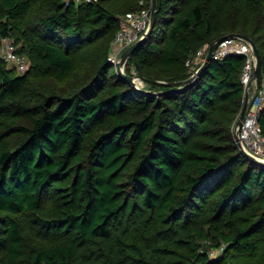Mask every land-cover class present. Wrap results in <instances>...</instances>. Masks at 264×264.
Segmentation results:
<instances>
[{
  "label": "trees",
  "instance_id": "1",
  "mask_svg": "<svg viewBox=\"0 0 264 264\" xmlns=\"http://www.w3.org/2000/svg\"><path fill=\"white\" fill-rule=\"evenodd\" d=\"M157 1L126 63L139 91L109 57L120 18L151 0H0V35L32 60L24 75L0 60V264H264V166L232 137L244 58L180 90L148 81L190 78L189 58L237 33L259 88L264 0Z\"/></svg>",
  "mask_w": 264,
  "mask_h": 264
},
{
  "label": "built area",
  "instance_id": "2",
  "mask_svg": "<svg viewBox=\"0 0 264 264\" xmlns=\"http://www.w3.org/2000/svg\"><path fill=\"white\" fill-rule=\"evenodd\" d=\"M95 0H64L66 4L78 5L86 2L90 3ZM150 22V8L141 9L140 11L127 12L119 21V29L113 41V48L115 50V61H119L120 54L131 44L139 40L146 33ZM18 45L14 43L13 38L9 36L0 35V60H2L7 69H15L18 75H24L29 71L28 58L18 53ZM208 46H203L194 55L186 61V65L193 70L195 74L198 67L204 61V56ZM228 55H238L244 58V64L240 75L241 83L245 90L246 86L250 84L252 88H256L255 92L248 100L245 116L241 127L238 129V136L242 148L253 157L264 161V134L259 123V115L264 106V84L259 88L255 86V79L253 78L256 60L253 54L252 46L249 42L241 38H230L222 41L214 51L213 58L224 59ZM118 56V57H117ZM194 64L191 66V64ZM200 64V65H199ZM198 65L197 67H194ZM133 75L136 71L132 70ZM136 77V81H141ZM234 126L232 127L233 132ZM223 247L219 249H212L209 252L210 257L221 253Z\"/></svg>",
  "mask_w": 264,
  "mask_h": 264
},
{
  "label": "water",
  "instance_id": "3",
  "mask_svg": "<svg viewBox=\"0 0 264 264\" xmlns=\"http://www.w3.org/2000/svg\"><path fill=\"white\" fill-rule=\"evenodd\" d=\"M157 8H158V1L157 0H151V7H150V22H149V26L148 29L146 31V33L144 34L143 37H141L139 40H137L136 42H134L133 44H131L130 46H128L121 54H120V59L119 61L115 64L116 66V71L117 74L123 78L125 81H127V83L137 89V90H141L143 91L142 86H138L136 84V77L133 75H128L124 72L123 68L125 66V64L127 63V61L129 60L130 56L132 55V53L135 51V49L140 46L141 44H143L148 37L150 36L153 26L155 24L156 21V14H157ZM230 38H241L247 42H249L252 46V50H253V54L255 56V60H256V65H255V70H254V74H253V78L255 79V86L258 87L259 84L262 81V70H261V60H260V54H259V50L255 44V42L248 37L247 35L244 34H237V33H231V34H227L224 36H221L215 40H213L207 47L205 56H204V61L203 63L200 65V67L197 69L196 73L194 75H192L190 78L183 80V81H177V82H165V81H160V80H148L150 83L152 84H157V85H164V86H177L179 87L177 90L183 89L185 88V86L187 84H189L191 81H193L194 79H196L197 77L201 76L202 73L204 72V70L207 68L208 62L213 59V54L215 49L217 48V46L224 40L226 39H230ZM138 79H140L142 82L145 81L144 78L138 77ZM251 86L250 84L246 86L245 90H244V103L242 106V109L238 115V118L234 124V129L232 132V137L233 140L237 146V148L239 149V152L250 162H253L255 164L264 166V161H261L255 157H253L252 155H250L249 153H247L241 145L239 136H238V129L241 127L242 121L244 119L245 116V112H246V108L248 105V100H249V90H250ZM147 93V92H146Z\"/></svg>",
  "mask_w": 264,
  "mask_h": 264
},
{
  "label": "rangeland",
  "instance_id": "4",
  "mask_svg": "<svg viewBox=\"0 0 264 264\" xmlns=\"http://www.w3.org/2000/svg\"><path fill=\"white\" fill-rule=\"evenodd\" d=\"M14 40V39H13ZM14 43H15V41H14ZM20 45V44H19ZM111 56H112V61H115V59H116V57H115V50L114 49H112V51H111V54H110ZM27 56V58H28V62H29V70H30V68H31V65H32V60H31V58L28 56V55H26ZM118 57V56H117ZM119 59H120V56H119ZM117 63V62H116ZM203 63V62H202ZM113 64V63H112ZM115 64V63H114ZM192 65H194L193 63L191 64V66ZM200 65V64H199ZM200 67V66H199ZM198 67V68H199ZM123 70H124V72L126 71V64H125V66H124V68H123ZM142 82V81H141ZM136 84L138 85V86H142L143 85V83H140L139 81H136Z\"/></svg>",
  "mask_w": 264,
  "mask_h": 264
},
{
  "label": "crops",
  "instance_id": "5",
  "mask_svg": "<svg viewBox=\"0 0 264 264\" xmlns=\"http://www.w3.org/2000/svg\"><path fill=\"white\" fill-rule=\"evenodd\" d=\"M256 88H251L250 91H251V94H253L255 92Z\"/></svg>",
  "mask_w": 264,
  "mask_h": 264
},
{
  "label": "clouds",
  "instance_id": "6",
  "mask_svg": "<svg viewBox=\"0 0 264 264\" xmlns=\"http://www.w3.org/2000/svg\"><path fill=\"white\" fill-rule=\"evenodd\" d=\"M251 88H252V87H251ZM251 88H250V89H251Z\"/></svg>",
  "mask_w": 264,
  "mask_h": 264
}]
</instances>
